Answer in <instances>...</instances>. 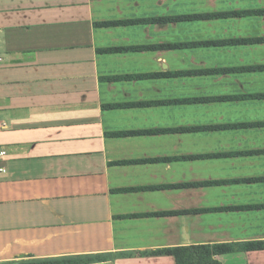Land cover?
Listing matches in <instances>:
<instances>
[{
    "label": "crops",
    "instance_id": "1",
    "mask_svg": "<svg viewBox=\"0 0 264 264\" xmlns=\"http://www.w3.org/2000/svg\"><path fill=\"white\" fill-rule=\"evenodd\" d=\"M0 264H264V0H0Z\"/></svg>",
    "mask_w": 264,
    "mask_h": 264
},
{
    "label": "trees",
    "instance_id": "2",
    "mask_svg": "<svg viewBox=\"0 0 264 264\" xmlns=\"http://www.w3.org/2000/svg\"><path fill=\"white\" fill-rule=\"evenodd\" d=\"M231 251L228 246H198L180 248L168 251L167 254L174 257L177 264H221L216 257ZM94 261L90 259H63L59 261H15L2 264H88Z\"/></svg>",
    "mask_w": 264,
    "mask_h": 264
},
{
    "label": "built area",
    "instance_id": "3",
    "mask_svg": "<svg viewBox=\"0 0 264 264\" xmlns=\"http://www.w3.org/2000/svg\"><path fill=\"white\" fill-rule=\"evenodd\" d=\"M3 62V59L0 57V64ZM6 124L0 120V131L5 130ZM7 157V151L6 150H0V162L4 161ZM6 172L5 168H0V173L4 174Z\"/></svg>",
    "mask_w": 264,
    "mask_h": 264
}]
</instances>
